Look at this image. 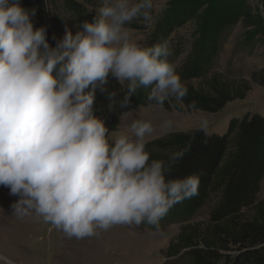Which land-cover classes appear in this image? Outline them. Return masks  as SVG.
<instances>
[{"label":"clouds","instance_id":"obj_1","mask_svg":"<svg viewBox=\"0 0 264 264\" xmlns=\"http://www.w3.org/2000/svg\"><path fill=\"white\" fill-rule=\"evenodd\" d=\"M151 0H102L98 15L73 35L49 44L35 10L0 0V186L18 197L14 214L35 213L68 237L83 239L115 225L157 224L174 204L198 195L199 174L166 179L168 164L145 150L150 121L135 119L128 133L113 134L94 114L96 92L109 78L127 82V107L138 88L162 107L182 101L187 89L169 62L166 42L142 47L126 27ZM202 127H206L203 122Z\"/></svg>","mask_w":264,"mask_h":264},{"label":"trees","instance_id":"obj_2","mask_svg":"<svg viewBox=\"0 0 264 264\" xmlns=\"http://www.w3.org/2000/svg\"><path fill=\"white\" fill-rule=\"evenodd\" d=\"M11 3V0H10ZM31 16L34 28L44 26L50 45L62 39L65 29L72 33L81 29L83 21L91 22L98 15L102 0H19ZM256 3V5H254ZM177 9L182 23H193L197 36L190 52L178 66H174L187 94L178 103L189 110L205 114L220 112L227 103L243 99V90L229 91L228 86L216 78L206 80V72L217 54V45L238 24L244 31L264 34V0H169L164 13ZM166 26L158 22L144 47L166 41ZM264 69L251 75L261 79ZM205 79V80H204ZM204 81L197 89L193 81ZM108 92H115V107L110 111L108 94L96 92L94 114L105 122L109 139L115 133L122 117L139 107L155 105L147 99L150 88H138L127 107L119 102L127 92V82L119 84L109 78ZM167 109L168 104L163 106ZM145 150L151 160L168 164L169 157L183 151V157L167 170L166 179L183 178L199 174L198 195L174 204L154 229L166 225L182 226L176 239L169 243L165 254H181L190 264H264V204L258 206L248 220H240L243 210L254 207L264 178V117L247 113L233 117L223 134L202 129L185 130L146 143ZM218 194V202L211 210L209 228L203 234H187V224L204 206L209 195ZM199 242V243H198Z\"/></svg>","mask_w":264,"mask_h":264},{"label":"rangeland","instance_id":"obj_3","mask_svg":"<svg viewBox=\"0 0 264 264\" xmlns=\"http://www.w3.org/2000/svg\"><path fill=\"white\" fill-rule=\"evenodd\" d=\"M168 2L151 0L148 19L140 16L126 27L130 30V39L144 47L155 25L161 21L167 30L168 60L178 66L190 52L197 30L193 23L181 22L177 9L164 13ZM216 48V57L205 79L216 77L228 86L230 93L236 88H247L242 91L243 99L227 103L220 112L211 115L186 109L170 98L165 101L167 109L155 104L124 115L113 134H127L133 120L144 119L153 127V132L146 136L148 143L185 130L202 129L223 134L233 117L253 112L264 117V74L256 81L251 78L253 73L264 69V34L244 31L238 24ZM203 83L198 80L191 85L199 89ZM203 122L206 127L201 126ZM17 199L10 195L7 187L0 186V264H190L181 254L173 257L165 254L169 243L180 233V225L170 224L160 229H154L148 223L115 225L107 231L97 230L94 236L77 239L45 223L35 213L15 215L11 205ZM217 202V193L209 195L204 206L187 224V234L193 230V235L195 230L198 236L207 231L210 212ZM261 204H264V178L254 207L243 210L240 220L250 219Z\"/></svg>","mask_w":264,"mask_h":264}]
</instances>
